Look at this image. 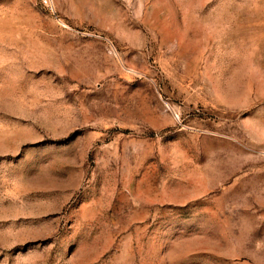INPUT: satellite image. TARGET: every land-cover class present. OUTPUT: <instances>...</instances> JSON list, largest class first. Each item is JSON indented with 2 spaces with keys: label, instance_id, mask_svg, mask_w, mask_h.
<instances>
[{
  "label": "rangeland",
  "instance_id": "obj_1",
  "mask_svg": "<svg viewBox=\"0 0 264 264\" xmlns=\"http://www.w3.org/2000/svg\"><path fill=\"white\" fill-rule=\"evenodd\" d=\"M0 0V264H264V0Z\"/></svg>",
  "mask_w": 264,
  "mask_h": 264
},
{
  "label": "built area",
  "instance_id": "obj_2",
  "mask_svg": "<svg viewBox=\"0 0 264 264\" xmlns=\"http://www.w3.org/2000/svg\"><path fill=\"white\" fill-rule=\"evenodd\" d=\"M42 4L47 8H51L53 5L52 0H42Z\"/></svg>",
  "mask_w": 264,
  "mask_h": 264
}]
</instances>
